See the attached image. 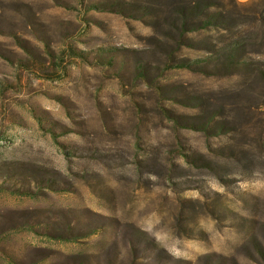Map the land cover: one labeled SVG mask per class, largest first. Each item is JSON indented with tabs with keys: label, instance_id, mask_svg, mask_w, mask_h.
<instances>
[{
	"label": "rangeland",
	"instance_id": "rangeland-1",
	"mask_svg": "<svg viewBox=\"0 0 264 264\" xmlns=\"http://www.w3.org/2000/svg\"><path fill=\"white\" fill-rule=\"evenodd\" d=\"M0 264H264V0H0Z\"/></svg>",
	"mask_w": 264,
	"mask_h": 264
},
{
	"label": "crops",
	"instance_id": "crops-1",
	"mask_svg": "<svg viewBox=\"0 0 264 264\" xmlns=\"http://www.w3.org/2000/svg\"><path fill=\"white\" fill-rule=\"evenodd\" d=\"M239 1H245V0H239Z\"/></svg>",
	"mask_w": 264,
	"mask_h": 264
}]
</instances>
